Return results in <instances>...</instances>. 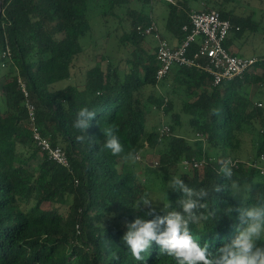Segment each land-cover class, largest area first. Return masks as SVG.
<instances>
[{"label": "trees", "instance_id": "1", "mask_svg": "<svg viewBox=\"0 0 264 264\" xmlns=\"http://www.w3.org/2000/svg\"><path fill=\"white\" fill-rule=\"evenodd\" d=\"M156 2L160 1L0 0V53L6 46L10 50L9 58L0 55L4 63L0 66V264H176L155 242L143 254V262L135 261L122 237L127 223L137 216L153 218L145 215L147 206L133 208L145 192L161 194L162 202L155 204L159 215L165 214L163 203L179 208L176 201L182 193L167 187L177 174L189 187L209 192L205 203L218 212L217 219L190 228L194 238L201 245L207 242L209 252L216 255L235 237L239 223L238 212L226 214L224 209L246 207L264 196L260 172L264 161L262 166L248 164L264 155V105L259 101L258 106L254 92L245 89L250 84L264 87V54L257 55L251 69L216 85L205 72L185 66H175L157 79L155 45L144 32L155 25ZM226 2H164L168 9L164 35L182 40L181 27L198 4L214 7L230 20L232 28L223 43L228 50L262 31L252 13H237ZM93 9L106 28L100 39L92 35ZM108 18L116 19L112 29ZM84 52L91 63L75 74L74 61ZM72 76L75 82L57 85ZM18 78L25 83L27 97ZM26 99L35 107L42 136L64 149L68 167L35 145ZM82 107L95 111L86 129L93 146L87 139L75 140L82 133L72 125ZM154 111L161 117L157 124H168V135L159 136L155 125L148 126ZM164 116L170 121L164 122ZM183 121L199 134L206 152L176 133ZM112 124L118 125L124 146V152L115 156L104 148L103 130ZM246 136L253 151L241 161ZM130 150L141 156L136 164L124 158ZM147 151L156 156L157 166L144 161ZM203 154L211 158L203 167L184 170L179 165L184 157ZM228 158L238 159L233 180L250 184L243 205L225 190L213 192L217 184L229 183L217 175L220 161ZM43 202L48 208L35 211ZM116 256L118 260L113 259Z\"/></svg>", "mask_w": 264, "mask_h": 264}, {"label": "clouds", "instance_id": "2", "mask_svg": "<svg viewBox=\"0 0 264 264\" xmlns=\"http://www.w3.org/2000/svg\"><path fill=\"white\" fill-rule=\"evenodd\" d=\"M213 114L219 115V112L213 109ZM94 116L95 111L88 107H82L77 111L72 125L82 133L75 137L77 142H84L87 139L93 146V140L86 134V129L90 127V121ZM118 132L119 127L116 124L103 130L104 136L107 137L104 148L114 156L124 152ZM124 158L132 164H136L140 159L133 150H130ZM220 165L217 175L222 174L229 183L217 184L213 192L225 190L234 200H238L243 205L249 199L250 184L241 185L238 180H233L235 165L230 158L220 161ZM181 177L182 174L172 176L167 185L182 193L176 201L179 205L178 209H173L170 202L163 203L165 214H157L155 204L160 200L152 199L148 192H145L133 206L134 209L147 206L145 215L153 217L145 219L137 216L126 225L127 231L122 239L134 260L143 262L145 260L143 254L148 252L151 244L155 242L160 252L172 257L176 264H264V247L257 245L258 241H264V196L260 194L256 202L246 207L228 206L224 209L226 214L238 212L237 234L231 242L218 248L216 255H213L209 252L207 242L201 245L199 240L194 238L190 225L207 221L209 218L216 220L218 212L209 210L205 203L209 197L208 190L193 189L185 184ZM113 259L118 260L119 257L116 256Z\"/></svg>", "mask_w": 264, "mask_h": 264}, {"label": "built area", "instance_id": "3", "mask_svg": "<svg viewBox=\"0 0 264 264\" xmlns=\"http://www.w3.org/2000/svg\"><path fill=\"white\" fill-rule=\"evenodd\" d=\"M160 2L174 3V0H158ZM232 24L229 19L220 15L219 11L214 8H197L190 9L188 13V23L183 24L181 29L185 31V37L179 42L173 44L168 39L164 38L157 30L156 25L151 24L144 29L148 35H152L156 41L155 55L157 61V69L155 77L162 78L168 71L175 66H185L197 68L208 74L211 77L212 84L216 85L224 80H229L235 76L241 75L243 72L252 68L258 60L255 56H244L229 51L223 45L226 40ZM238 29V27H235ZM3 58L10 57L8 46L0 53ZM4 67V63H0ZM20 89L25 97L28 92L24 81L18 78ZM258 106L260 102L256 103ZM25 109L27 112V120L31 130L32 140L35 145L40 148L47 156L57 163L68 167L69 161L66 153L59 145L52 146L47 138L42 136L37 125L35 107L26 99ZM159 136L169 134V126L167 123L157 127ZM197 134L196 136H198ZM199 137V136H198ZM140 157V155L138 154ZM141 159V157H140ZM139 159V160H140ZM235 167L238 165L237 158H230ZM211 161V158L205 157H190L182 158L179 165L184 170H192L194 168L203 167ZM260 161H264V155L261 154L259 159L248 162L250 165H260ZM157 165V161L152 163ZM260 172L264 174V167L260 168Z\"/></svg>", "mask_w": 264, "mask_h": 264}, {"label": "rangeland", "instance_id": "4", "mask_svg": "<svg viewBox=\"0 0 264 264\" xmlns=\"http://www.w3.org/2000/svg\"><path fill=\"white\" fill-rule=\"evenodd\" d=\"M218 1H222V0H218ZM201 4L205 5V3L203 1L201 2ZM226 6L229 9L230 8L234 9V11L237 13H241V14L252 13L253 17L256 20H260V25L262 26L261 27L262 31H259L258 33L253 34L252 37L250 36L251 38H249L246 41V43L243 44L241 51H242V53H244V56L245 55H255V57H258L257 55H263L264 54V0H227ZM96 7L99 8V6H96ZM198 7L202 8V5L198 4ZM206 7H208V6H206ZM212 8H214V7H212ZM91 11H92L91 14L96 12L94 15H90V23L92 25V35L94 36V38L100 39V36L104 35L106 28L103 24L101 16L98 13V10L93 9ZM115 25H116V19L108 18V21H107L108 28L112 29ZM158 25L160 27L159 23H158ZM152 37H153L152 35H148V34L146 35V39L149 40L154 45V42L156 44V41ZM88 59H89L88 53L84 52L82 55H80L74 61V67L72 68V72H74L76 74L77 71H79V68L85 67L86 64L89 63ZM90 63H91V61H90ZM1 71H3V69H0V72ZM65 81L66 82H73V81L75 82L76 80H74V77L72 76L69 80H62V81L57 82V85H64L66 83ZM245 89L250 91L251 93L254 92V94H255L254 101L256 103L260 101L264 105V87L258 89L255 84H250V85H246ZM159 119H161L160 114L156 111L152 112L149 116V120H148L149 125L148 126L155 125L156 127H158L159 124H157V122H159ZM163 119H164V122L170 121L169 116H164ZM176 133L181 135V136L186 137L188 140L192 141L193 143H195V139L200 141L201 145L198 144L197 146H199L201 148L202 152L203 151L206 152V150L204 149L205 145L201 143V139L197 138V136L190 130V128L185 124L184 121H183V125L176 128ZM251 145H252V143H250L249 136H246L244 143H243L244 158L241 157L240 158L241 161H244L245 159H247L246 155L249 152L253 151ZM194 146H196V145L194 144ZM145 154H146V156H145L144 161L147 163V165H150V167L157 166V165H155L154 162L152 163V161L157 159L156 156H154L149 151H147ZM148 193L151 194V196L153 197L154 200H157V199L160 201L162 200L161 194L154 193L151 191H148ZM160 201H157V202H160ZM46 208H48L47 203H45V202H43L41 204L39 203V204H36L35 211H39V210L41 211V210H44ZM64 212H66V207H64ZM257 245L260 247H264V241H258Z\"/></svg>", "mask_w": 264, "mask_h": 264}, {"label": "crops", "instance_id": "5", "mask_svg": "<svg viewBox=\"0 0 264 264\" xmlns=\"http://www.w3.org/2000/svg\"><path fill=\"white\" fill-rule=\"evenodd\" d=\"M191 9H196V8H191ZM152 12H153V16L155 19L154 23L157 26V28H159V30L163 33V36L166 37L171 43H173V44L177 43V41H175V39L172 35H170L168 33L167 34L165 33V35H164V32H166L164 29V24H165V20H166L167 13H168L166 3L156 2L153 5ZM158 23L160 24V27H159ZM245 43H243V44H245ZM243 44H242V42L237 41L233 46L229 47L230 48L229 50L231 52L244 55V53H242V51H241ZM154 45H155V42H154ZM245 56H255V55H245ZM193 144H195L197 146L198 144H200V142H198V140L195 139V143H193Z\"/></svg>", "mask_w": 264, "mask_h": 264}, {"label": "bare ground", "instance_id": "6", "mask_svg": "<svg viewBox=\"0 0 264 264\" xmlns=\"http://www.w3.org/2000/svg\"><path fill=\"white\" fill-rule=\"evenodd\" d=\"M182 30V29H181ZM159 32V31H158Z\"/></svg>", "mask_w": 264, "mask_h": 264}]
</instances>
